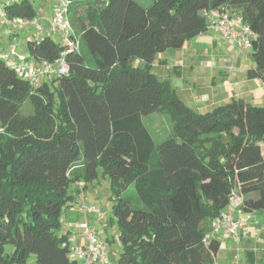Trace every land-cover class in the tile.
<instances>
[{
	"label": "trees",
	"instance_id": "16d2710c",
	"mask_svg": "<svg viewBox=\"0 0 264 264\" xmlns=\"http://www.w3.org/2000/svg\"><path fill=\"white\" fill-rule=\"evenodd\" d=\"M70 1L81 46L66 56L67 75L34 87L0 59V264H78L61 218L80 191L73 186L100 174L116 264H216L220 241L203 238L231 192L245 214L264 213V106L233 99L197 113L152 68L207 31L203 11L225 6L256 35L246 77L264 85V0ZM3 11L7 20L37 15L31 0ZM27 50L53 63L64 47L50 34ZM155 113L172 122L158 147L142 121Z\"/></svg>",
	"mask_w": 264,
	"mask_h": 264
},
{
	"label": "crops",
	"instance_id": "0c3cea01",
	"mask_svg": "<svg viewBox=\"0 0 264 264\" xmlns=\"http://www.w3.org/2000/svg\"><path fill=\"white\" fill-rule=\"evenodd\" d=\"M4 1L5 0H1V3H4ZM31 1L37 13L33 20L43 27V33L39 35L36 32L37 34H34L33 31L35 29L33 26H28L19 31H13L8 20L1 17V13L4 11L3 8H0V53L7 51L10 44L16 43V41L19 40V35L22 33L28 36L27 43L42 35H52L49 31L48 24L52 16L53 1ZM18 52L28 55V50L26 53H22L19 50ZM164 53L163 56L158 55L156 57V65H153L152 68L154 73L156 75L162 74L163 78L170 82L176 89L181 100H184L185 96H188V99L197 110L204 108V105L211 110L217 106L227 104L233 99H242L250 105H253L254 100H257L258 104L264 105V85L262 81L259 79L251 80L246 77L247 69L254 67V63L249 56V50L234 48L218 34L207 30L188 41L181 49H169ZM138 65H140V63H138ZM172 69H175L173 76L176 78V83L170 81ZM196 69L207 70L205 74L203 73L201 76L197 77L195 74ZM184 71L189 72L188 77L183 75ZM256 93H259V97H257ZM82 186L81 184L73 186L74 190L78 189L80 191L78 192L75 203L65 209L62 215L61 234L66 233L69 239L74 238V243L84 245L85 241L80 231L70 228V225L88 222L99 231L100 235L102 232L107 235L103 240L106 242L107 247H109L110 243L114 242V238L118 235L117 229L114 226L109 227L110 222L106 221V216L105 214L103 215L102 209L95 204L90 196H87V187L80 189ZM82 201H84L86 205L97 206L101 210L100 215L87 216L79 211L78 205ZM253 214L254 213L250 214L249 223L251 221V215ZM249 223L246 228L240 231L238 237H218L220 248L216 256L219 263L216 262V264H221V261H229L231 263L233 258H235L231 254L230 249L222 245L221 238L224 242L228 240L239 242L244 239H249L251 242V239H256L258 241L260 237H262L263 231L259 228V224ZM104 224H107L108 228H105ZM112 231H114V235L110 237ZM220 249H222V252H220ZM246 250L247 260H245L246 263L244 264H257L258 257L255 252L258 250L252 249L251 247ZM218 255H220L219 258ZM248 255L251 256L249 258L252 259V261H249ZM110 261L112 264L117 263V259L116 261L110 259ZM258 264H264V259L262 257L259 259Z\"/></svg>",
	"mask_w": 264,
	"mask_h": 264
},
{
	"label": "built area",
	"instance_id": "2783aa9c",
	"mask_svg": "<svg viewBox=\"0 0 264 264\" xmlns=\"http://www.w3.org/2000/svg\"><path fill=\"white\" fill-rule=\"evenodd\" d=\"M52 1V16L48 27L52 34H57L64 47L59 58L53 63L48 61L36 62L30 59L29 55L20 54L16 43L10 44L8 50L0 54V59L19 79L34 87L41 85L51 75L56 77L67 75L66 56L70 52H78L81 46L80 38L70 20L71 1ZM15 2H18V0H5L4 3H1L0 0V8L8 3ZM202 16L207 22V30L218 34L234 48L250 50L256 35L244 24L240 15L223 6L219 9L205 10L202 12ZM1 17L7 19L4 12L1 13ZM8 23L13 31L33 26L40 35L44 30L35 20L13 19L8 20ZM241 206V197L235 191H232L228 198V205L218 217L210 222L209 231L204 236L203 241L207 242L218 236L238 237L240 231L247 227L250 220V215L245 214ZM78 209L87 216H98L101 213L97 206L86 205L84 201L78 205ZM70 228L79 230L85 241L84 245H79L74 243V238L68 239V258L70 261L78 264H112L107 244L94 226L88 222H83L71 224Z\"/></svg>",
	"mask_w": 264,
	"mask_h": 264
},
{
	"label": "rangeland",
	"instance_id": "374dc122",
	"mask_svg": "<svg viewBox=\"0 0 264 264\" xmlns=\"http://www.w3.org/2000/svg\"><path fill=\"white\" fill-rule=\"evenodd\" d=\"M136 2H138L139 4H141L144 7H148L149 5H151L152 0H135ZM70 17H72V12L70 13ZM71 19V18H70ZM31 28V27H30ZM33 29V28H32ZM33 33L35 34L36 31L34 30ZM37 34V33H36ZM53 38L58 39V36L56 33L52 34ZM18 41H16V44L18 45V50L22 53H26V48H27V41H28V36L24 33L20 34L18 37ZM163 53H160V56H163ZM157 61H154L153 65H156ZM138 61L134 62V65H138ZM153 70V69H152ZM174 70L172 69L171 72V77H170V81L172 83H176L175 80L176 78L173 76L174 74ZM207 69H196L195 70V74L198 76H201V74H205ZM154 72V70H153ZM185 77H188L189 72L184 71ZM56 76L51 75L47 80L53 79ZM157 77L160 80H165L162 76V74H157ZM182 80V79H181ZM180 81V80H179ZM180 83V82H179ZM259 93H256L257 97ZM184 102V104L191 108L192 110L196 111L197 113H206L208 111L213 110L214 108H212L211 110L209 108H206V105H204V108H200V110H197V108L195 106H193V104L190 102V100L188 99V96H185L184 100H182ZM253 106H264L263 104H258L257 100H254V104ZM30 109V108H29ZM202 109V110H201ZM143 124L145 126V128L148 130L149 134L151 135L155 145L158 147L162 142L166 141L167 139L172 137V122L169 118V116L165 115V114H161V113H155L152 114L150 116L144 117L142 119ZM86 194L87 196H90V198L95 202V204L97 206L100 207V209H102V213L103 215L105 214L106 216V221L110 222L111 219V202L109 200L110 197V191H109V180L104 177L102 174L99 175V178L97 181H95L93 184H89L87 186L86 189ZM132 193L133 195H135L134 193V187L131 186L129 189V194ZM263 216V217H262ZM251 223H258L259 224V228L262 229V237H260V239L257 241L256 239H244L243 241H235V240H228L227 242H224L223 239L221 238V243L223 246H226L228 249H230L231 254L233 255V260L232 262L229 263L230 264H244L246 263L245 260H247L246 258V249H248L249 247H251L252 249H256L258 250L256 253L257 257H258V261L257 264L259 263V259L262 257L264 259V213L263 212H256L253 215H251V221L249 224ZM105 228H108L107 224H104ZM109 227H111V224H109ZM61 232V231H60ZM114 235V231H112V233L110 234V237ZM101 238L105 239L106 238V234L105 233H101ZM220 237V236H218ZM114 242L110 243V246L108 247V251H109V257L111 260L116 261L117 259V255L119 253L120 248H118V246H120L119 243V239H118V235H116V237L114 238ZM250 242V245H249ZM219 251V250H218ZM220 252H222V249H220ZM218 253V252H217ZM220 255H218L219 258ZM216 262L219 263V261H217V256H216ZM228 262H223L221 261V264H229ZM27 264H35V258L33 256H31L28 261Z\"/></svg>",
	"mask_w": 264,
	"mask_h": 264
}]
</instances>
